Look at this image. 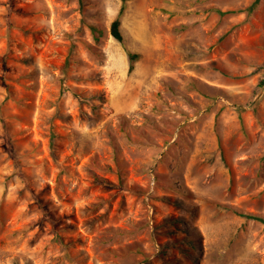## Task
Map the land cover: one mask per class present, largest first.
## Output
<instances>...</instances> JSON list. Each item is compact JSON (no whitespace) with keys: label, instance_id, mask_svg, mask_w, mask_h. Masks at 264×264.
<instances>
[{"label":"rangeland","instance_id":"rangeland-1","mask_svg":"<svg viewBox=\"0 0 264 264\" xmlns=\"http://www.w3.org/2000/svg\"><path fill=\"white\" fill-rule=\"evenodd\" d=\"M0 264H264V0H0Z\"/></svg>","mask_w":264,"mask_h":264},{"label":"trees","instance_id":"trees-1","mask_svg":"<svg viewBox=\"0 0 264 264\" xmlns=\"http://www.w3.org/2000/svg\"><path fill=\"white\" fill-rule=\"evenodd\" d=\"M119 27H120V22H119V19L116 18L111 24L110 33L115 40H117L118 42H121L122 41V35H121L120 30H119ZM128 59L130 62L129 70H131L132 69V63L137 59V55L129 53ZM248 217H251V216H248ZM257 219L262 221V219H260V218H257Z\"/></svg>","mask_w":264,"mask_h":264}]
</instances>
